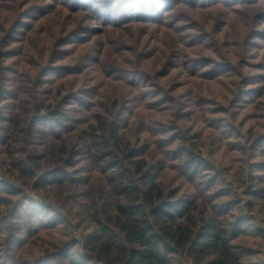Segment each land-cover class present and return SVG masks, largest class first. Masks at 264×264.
Returning <instances> with one entry per match:
<instances>
[{"label":"trees","instance_id":"16d2710c","mask_svg":"<svg viewBox=\"0 0 264 264\" xmlns=\"http://www.w3.org/2000/svg\"><path fill=\"white\" fill-rule=\"evenodd\" d=\"M50 1L46 7L33 6L36 13L29 15L31 20L47 15L49 9L64 8L77 13L91 10L92 19L98 22L103 16L101 24L107 27L126 29L125 26L133 23L156 24L177 36L184 45L207 49L212 54L190 57V75L212 82L232 75L241 78L230 83L237 87L227 89L230 98L213 92L211 97L200 95L193 103L199 108L217 104L207 109L214 116L220 114L214 122L232 119V109L251 105L264 108V101L260 100L263 87H252L259 78L243 74L240 68L249 66L245 63L246 50L249 52L257 44H253L254 38L263 39L264 33L252 27L245 31L248 34L244 42L235 45L241 49L230 52L223 50L216 42L215 33L205 27L213 29L210 23H200L195 16L197 11L219 6L240 12L236 5H241L246 7L245 11L258 10L255 19L262 23L261 0H156L152 3L139 0L137 4V0H108L102 8L101 0ZM182 2L196 8L195 13H183ZM116 7L120 10L118 19H114ZM225 17H229L228 13ZM7 18L0 22V42L3 39L9 45L15 37L8 27L12 22L5 24ZM21 18L16 21V29L22 26L20 34L25 35L31 21H21ZM85 32L93 37L101 31L88 27L81 34ZM245 33L241 32L238 37L242 38ZM61 44L63 50L57 53H65L64 46L68 43ZM55 50L50 49L47 58L44 53L29 52L25 60L31 59L29 66L33 68L14 71L12 91L0 87V99L8 102L6 105L0 102V168L8 167L9 175L15 180V185L8 181L0 183V264H253V252L244 245L247 241L241 239L242 232L235 234L227 227L228 218L234 216L231 214L240 210V198L235 193L226 203H220L219 198L223 196L219 193L207 198L200 194L187 195L182 193L185 192L182 188L172 187L165 180L169 170H175L176 176L185 178L189 184L192 172L206 165L202 153L192 143L198 135H178L177 117L181 111H165L163 121L159 122L157 117L149 119L153 113H142V110H157L160 105H173L177 101L170 82L162 81L170 75L158 76L147 67L127 70L109 66L110 71H105L109 79H121L130 91L128 95L123 93L124 97L116 92L110 100L104 99L99 104L94 87L75 93L83 71H64V66L47 67L56 55ZM24 54L25 47H20L11 56ZM58 56L53 59L62 60ZM4 68L2 64L0 84ZM72 76L75 77L71 82L68 78ZM243 84L251 87L245 89L241 87ZM137 93L139 97L131 99ZM144 100L149 102L139 109V102ZM253 116L264 118L259 112ZM217 126L216 132H223L222 124ZM251 129L246 130L247 135L237 133L236 136L249 140L255 154L257 150L264 154V133L257 136ZM165 131L171 134L155 137ZM263 164L257 163L246 174L239 172L242 176L237 180L240 188H249L247 194L262 215ZM256 172L262 175H254ZM214 182L218 183L217 179L206 183L205 187H211L208 192ZM28 191L38 200L27 194ZM72 228L83 232L82 243L69 238L68 231ZM33 248L39 249L37 255Z\"/></svg>","mask_w":264,"mask_h":264},{"label":"rangeland","instance_id":"374dc122","mask_svg":"<svg viewBox=\"0 0 264 264\" xmlns=\"http://www.w3.org/2000/svg\"><path fill=\"white\" fill-rule=\"evenodd\" d=\"M107 1L108 0H101V8L105 6V4H108ZM119 1L122 2L124 0ZM147 1L152 3L156 0ZM139 2L140 1L137 0L136 4ZM50 3V0H0V15H2L0 22L3 21L4 18L9 17V19L7 18L5 20V24L8 25V23L12 22L13 25H9L8 27H10L13 37H15L12 38L9 45H7L3 39L0 42V67L2 68V64L5 66L2 70L4 71V77L0 87H6L9 92L10 90L12 91L15 87L14 79L16 78L14 71L23 72L33 68L29 66L31 59L28 60V62L25 60L29 52L36 53L37 55L44 53V56L47 58L52 48L57 49V51L55 50L56 55H53L48 61L49 64L47 63V67L58 68L64 66L66 68L64 71H83L82 82L77 86L78 88L75 93L78 95L94 87L97 93L96 99L99 104L104 102V99L110 100L109 98L113 97L116 92L128 95L130 91L128 85L121 79H109V76L105 73V71H110L109 66H117L119 68L125 67L127 70H136V67H147L148 71L157 73L158 76L169 74L170 77L164 78L162 81L167 82L166 80H168L170 82L168 84L175 90L174 95H176L177 101L173 105H160L159 107L162 108L157 107V110H142V113L146 115L153 113L152 118L151 115L148 116L149 119L157 117V121L159 122L163 119L162 115H165L166 112L169 113L171 110L181 111L179 113L180 116L177 117V126L180 129L178 135L185 136L186 134L189 137L198 135V137L192 139V143L195 146L194 148L202 153L207 166L204 165L199 171L192 172L189 184L185 178L176 176L177 172L175 170H169L168 174L165 175V180L168 181L169 185H172V187L177 186L182 188L183 191H185L182 193H186L187 195L200 194L207 198L219 193L218 195L221 194L223 196L219 198L220 203H226L231 199L232 193H235V196L240 198L238 199L240 210L231 214L234 216L228 218L229 224L227 227L229 230H233L235 234H241L242 232L241 239L247 241L244 242V245L253 252L251 258L253 264H264V236L262 237L259 235L260 233L264 234V215L254 208L255 202H253L251 196L247 194L249 188H240V186H238L240 183L237 182L239 177L242 176L239 172L243 171L246 174L247 171L253 170L257 163L264 162V154H261L259 150L256 152L258 154H255L250 149V141H247L245 138L241 139L239 136L240 134L247 135L246 130L250 127L252 128L251 130L254 131V135L257 134V136H259L264 133V118L255 119L253 116L254 113L259 112L260 115H263L261 117H264V108L256 109L253 105L245 109L235 110L231 108L233 113L232 119L225 123H217L214 122L213 119L219 117L220 114L214 116V114L207 111L209 107H217V104H207L205 106L206 108L203 106H201L203 108H199V106L193 104L202 97L200 95L203 94L211 97L213 92H221V95L222 93L225 95L227 94L230 98L231 96L228 94L227 89H229V87L233 90L237 89L235 85L231 86L230 83L237 79L240 80L241 78L232 75L228 78H222V80L218 82H212L202 77L190 75L188 72L191 68L189 62L190 57L196 59L197 56H205L204 54L209 55L212 53L205 48H201V46L195 47L182 44L177 36L175 38L173 34L166 32L165 29L156 24L133 23L125 26L126 29L117 27L110 28L101 24L103 16H100L101 21H94L92 19L94 13L91 10L87 13H77L64 8L49 9L47 15H39L36 19L31 20L29 15L36 13V11L32 9L33 6L40 4L46 7ZM245 8L246 7H240L236 9L240 10V12H231L223 6H219L217 8H207L197 11L195 16L200 23H210L213 29L208 26L205 27L211 29V31L215 33L216 42L223 50H230V52H233L241 49V47H236L238 44L244 42L248 34V32L245 33V31L251 30L253 27V29H258L257 31H262L261 33H264L263 20L262 23H258V20L255 19L256 15H258L257 13H259L258 10L248 8L246 12ZM243 10L245 13H243ZM138 12L137 10L136 13ZM113 13L114 19L120 17V10L118 7L115 8ZM226 13L229 15L228 18L225 17ZM20 18L21 21L22 19L26 22L31 21L29 29L24 32L25 35L22 33L20 34L21 29H24L22 26L16 29V21ZM88 27L100 30L101 32L93 37L92 34L90 36L86 34L87 32L81 34L82 31H86ZM241 32L245 33L242 38L238 37ZM1 34L0 32V35ZM252 36L253 34L251 37ZM263 39L261 37L254 38L253 44L257 43V46H251L249 48L250 51L248 52V50H246L247 53L245 54V63H248L249 66L245 67L242 65L240 68L243 69V71H241L243 74L259 78L252 87L255 85H257V87H263L261 89L263 90V97L260 98V100L264 101ZM18 40H22V42L17 43ZM80 40L83 41L80 42ZM66 41L68 44L64 46L65 53L61 51L57 53L59 49L63 50L61 43H65ZM140 41L142 44H140ZM180 45H183V47ZM20 47H25L26 56L25 54L17 57L11 56L12 53H14V49ZM173 47L177 48V52H174ZM55 56H58V59L62 60H54L53 57ZM168 61L171 63L168 64ZM42 62H45V60L43 59ZM50 73L51 72H49V74ZM74 77L75 76H72L68 79L71 81ZM241 87L248 89L251 86L243 84ZM4 99H0L2 105L8 103L7 101H3ZM223 102L225 103V100H223ZM165 105H168L167 108H165ZM169 107L171 108L169 109ZM96 109L99 108L97 107ZM216 109L219 110L218 108ZM153 124L158 127L156 122H153ZM220 124H222L221 128L223 132H216L215 128ZM169 133L171 134V132L165 131L162 134H155V137H166ZM237 133H239L238 136H236ZM9 174L8 167L3 166L0 168V183L8 181V183L14 184L15 180ZM253 174L262 175L260 172ZM212 178L217 179L218 183L215 184L214 182V189L212 188V190L208 192L207 189L211 187L207 188L205 185L206 183L208 184ZM211 183L213 182H210L212 186L213 184ZM27 194L38 200L30 191H28ZM247 200H251V203L246 205L245 201ZM245 233H251L254 236ZM68 235L70 239H79L81 243L83 241L84 234L82 231L72 228L68 231ZM238 243H240V241H238ZM33 251H35L37 255L38 252L36 251H39V249L33 248ZM184 264L192 263L188 262Z\"/></svg>","mask_w":264,"mask_h":264},{"label":"clouds","instance_id":"9594fccd","mask_svg":"<svg viewBox=\"0 0 264 264\" xmlns=\"http://www.w3.org/2000/svg\"><path fill=\"white\" fill-rule=\"evenodd\" d=\"M261 5H264V0H261ZM258 5V6H261ZM237 8L242 7L241 5H236ZM182 9H183V13L185 14H189V13H195L196 8L194 7H189L188 3L186 2H182ZM181 47H183V45H180ZM139 97V93L135 94V96H133L131 99H137ZM149 101L144 100L142 102H139V109H143L144 105L147 104Z\"/></svg>","mask_w":264,"mask_h":264}]
</instances>
